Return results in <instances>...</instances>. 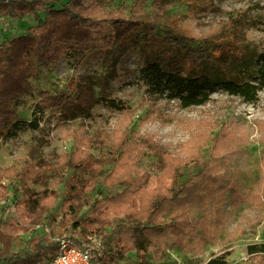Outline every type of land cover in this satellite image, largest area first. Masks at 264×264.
Listing matches in <instances>:
<instances>
[{
	"label": "trees",
	"instance_id": "trees-1",
	"mask_svg": "<svg viewBox=\"0 0 264 264\" xmlns=\"http://www.w3.org/2000/svg\"><path fill=\"white\" fill-rule=\"evenodd\" d=\"M173 1L154 4L160 10ZM25 17L34 23L24 34L0 41V138L15 137L24 125L19 114L23 97L38 99L35 120L29 122L34 129L41 109L63 114L71 106L85 114L101 104L109 110H127L124 100L95 95L76 79L57 93L39 88L45 70L89 45L104 52L111 67L139 47L149 57L141 69L148 94L177 100L183 108L206 104L217 89L249 103L264 90V50L250 80L204 76L202 66L236 52L232 44L185 35L170 23L116 6L114 0H0V20L19 22ZM121 136L111 156L100 162L92 160L86 144L79 143L56 164L24 160L0 170V205L5 202L10 210L7 216L0 214V264H52L59 237L82 246L99 241L101 246L93 253L96 264H119L127 252L136 250V229L159 252L175 248L189 252L220 237L229 221L222 206L224 194L229 193L234 209L246 199L227 167L228 154L236 152L245 138L227 126L200 130L183 155L159 151L161 174L151 177L138 166L146 151L143 145ZM51 176L61 181L46 189ZM5 180L10 184L5 185ZM29 206L57 230L53 239L35 236L30 249L22 251L17 246L28 224ZM209 264L228 261L214 258ZM240 264H264V243L248 245L247 259Z\"/></svg>",
	"mask_w": 264,
	"mask_h": 264
},
{
	"label": "rangeland",
	"instance_id": "rangeland-1",
	"mask_svg": "<svg viewBox=\"0 0 264 264\" xmlns=\"http://www.w3.org/2000/svg\"><path fill=\"white\" fill-rule=\"evenodd\" d=\"M154 1L114 0V4L170 23L188 36L228 41L236 52L202 66L203 75L214 79H252L256 60L264 50V0H174L160 10ZM33 23L30 17L19 22L2 18L0 41L24 34ZM75 50L50 71L45 70L39 88L57 93L65 90L69 80L76 79L92 88L95 95L124 100L127 110H109L101 104H94L85 114L71 106L65 107L63 114L41 109L39 126L34 129L29 122L35 120L38 99L23 97L19 114L24 125L15 137L0 138V170L24 160L56 164L63 156H70L79 143L86 144L85 150L92 160L100 162L111 156L114 143L122 135L143 145L146 151L138 166L155 177L161 174L159 151L183 155L198 131L227 126L245 138L236 152L228 154L227 167L246 199L234 209L229 193L224 194L222 206L229 212V221L220 237L213 244L200 245L189 252L178 248L159 252L142 230L136 229V250L127 252L119 264H209L214 258L240 264L246 260L248 245L264 243V90L255 102L249 103L217 89L206 104L183 108L177 100L148 94L141 69L149 57L139 47L132 48L113 67L108 64V56L94 45ZM217 132L218 129L214 134ZM60 181L51 176L45 188L52 189ZM4 184L10 182L5 180ZM61 188L62 184L58 189ZM6 206L5 202L0 205V214L5 216L10 212ZM26 213L28 224L17 246L22 251L30 249L35 236L49 235L53 239L57 230L39 210L29 206ZM82 215L87 216L86 208Z\"/></svg>",
	"mask_w": 264,
	"mask_h": 264
},
{
	"label": "built area",
	"instance_id": "built-area-1",
	"mask_svg": "<svg viewBox=\"0 0 264 264\" xmlns=\"http://www.w3.org/2000/svg\"><path fill=\"white\" fill-rule=\"evenodd\" d=\"M56 239L59 243V250L52 264H96L93 253L100 248L99 241H95L91 246H82L68 237Z\"/></svg>",
	"mask_w": 264,
	"mask_h": 264
}]
</instances>
